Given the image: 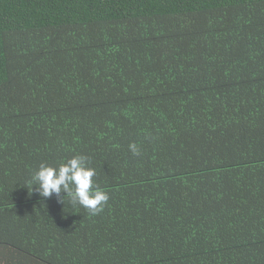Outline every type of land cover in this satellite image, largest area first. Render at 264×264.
Listing matches in <instances>:
<instances>
[{
    "label": "trees",
    "instance_id": "trees-1",
    "mask_svg": "<svg viewBox=\"0 0 264 264\" xmlns=\"http://www.w3.org/2000/svg\"><path fill=\"white\" fill-rule=\"evenodd\" d=\"M0 264H264V0H0Z\"/></svg>",
    "mask_w": 264,
    "mask_h": 264
},
{
    "label": "clouds",
    "instance_id": "clouds-1",
    "mask_svg": "<svg viewBox=\"0 0 264 264\" xmlns=\"http://www.w3.org/2000/svg\"><path fill=\"white\" fill-rule=\"evenodd\" d=\"M129 147L134 154H138L139 150L134 143ZM95 176V168L89 165L83 155L72 156L58 166L42 163L31 176L29 195L38 190L41 197H51L53 193L59 196L63 190L73 207L79 205L95 216L103 211L109 200L108 192L95 184ZM59 202L64 204V198Z\"/></svg>",
    "mask_w": 264,
    "mask_h": 264
}]
</instances>
